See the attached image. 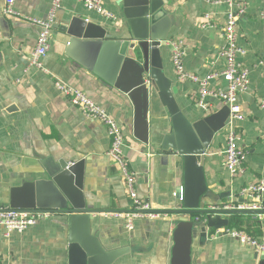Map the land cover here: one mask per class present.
<instances>
[{"label":"crops","instance_id":"0c3cea01","mask_svg":"<svg viewBox=\"0 0 264 264\" xmlns=\"http://www.w3.org/2000/svg\"><path fill=\"white\" fill-rule=\"evenodd\" d=\"M101 1L104 9L118 18L116 23L75 0H62L56 13L51 48L43 59V66L50 73L47 75L29 65L39 29L22 17L45 18L51 0H14V9L22 17L4 15L7 0H0V209H8L13 187L24 179H35L33 173L43 159L51 157L69 165L83 162V192L89 209L96 211L93 234L100 237L109 251L121 248L130 251L116 264H171L175 218L164 215L162 219L141 220L136 222L133 231H128L122 221L106 217L130 212L132 208L120 167L107 156L110 137L104 125L84 117L55 84L59 80L81 90L115 119L125 135L123 151L136 173L140 198L156 211L170 209L175 203L174 194L183 184L181 168L172 169L162 163L160 156L135 136V110L126 95L67 55L66 28L73 17L82 16L107 28L125 27L123 0ZM164 1L170 21L168 39L162 49L164 71L173 81V93L183 112L190 118L200 117L205 111L198 104V86L178 80L171 45L182 44L187 72L200 78L222 72L224 61L220 51L229 7L216 4V0ZM244 3L245 11L238 15L236 26L237 43L245 52L238 59L249 74L248 88L238 98L243 119L236 123L246 155L243 172L232 177L226 167L225 130L216 136L206 153L205 163L210 188L218 194L230 191L245 201L237 207L255 202L243 191L264 183V109L261 107L264 102V0H244ZM210 87L225 90L226 84L216 78ZM206 102L212 107L209 114L224 107L218 100ZM150 121L154 127L170 129L168 113L159 103L153 106ZM261 200L264 205V193ZM237 218L240 230L264 241V216L237 215ZM64 220L61 216H51L23 233L8 234L0 226V264H69V234ZM211 235L208 245L202 249L196 234L192 264L254 263L256 252L251 247L225 234L217 238Z\"/></svg>","mask_w":264,"mask_h":264},{"label":"water","instance_id":"95a60500","mask_svg":"<svg viewBox=\"0 0 264 264\" xmlns=\"http://www.w3.org/2000/svg\"><path fill=\"white\" fill-rule=\"evenodd\" d=\"M165 4L164 0H123L125 27L107 28L82 16L73 17L66 28L67 55L126 95L135 110V136L162 163L181 168L183 184L175 203L156 212L176 220L171 264H192L196 234L204 249L210 230L229 226L230 220L224 217L264 216V211L239 209L237 205L245 201L230 191L218 194L209 186L206 153L229 125L230 108L224 106L211 114L204 110L202 116L193 118L183 112L173 93V81L164 71L162 49L170 31ZM158 103L168 113L169 131L151 125L150 114ZM33 175L35 179H24L11 189L8 209L63 217L69 234V264H116L129 254L128 248L107 250L93 234L96 211L89 209L83 192V162L69 165L48 157ZM253 262L264 264V254L256 252Z\"/></svg>","mask_w":264,"mask_h":264},{"label":"built area","instance_id":"2783aa9c","mask_svg":"<svg viewBox=\"0 0 264 264\" xmlns=\"http://www.w3.org/2000/svg\"><path fill=\"white\" fill-rule=\"evenodd\" d=\"M85 6L86 9L96 12L112 23H116L118 18L104 9L101 0H75ZM62 0H51V7L45 18L22 17L14 9V0H7L3 14L12 17H22L24 20L39 29L37 45L35 51L29 58V65L37 68L45 74H50L43 66V59L47 56L51 48L52 32L54 28L56 13L61 7ZM216 4H225L229 7L227 22L223 28V47L220 51V57L224 61L222 72L214 73L206 78H200L185 70L183 64V48L181 43H173L172 62L178 80L180 82L189 81L198 86L199 97L198 104L204 110L209 111L206 100L214 99L220 101L224 106L230 108V123L226 127V167L232 177L243 172L245 161V152L241 147L242 136L238 131L236 123L243 119L242 108L238 103L239 95L248 88V71L242 67L239 62V55L244 54L237 43L236 26L238 15L244 13V0H216ZM209 17H206L208 19ZM207 24L204 26L206 27ZM221 78L226 84V89H212L211 81ZM56 87L61 94L69 99L72 106L79 110L84 117L95 120L105 126L111 145L107 156L116 162L121 171V176L125 182L128 197L131 201V211L126 213H114L106 217L122 221L128 231H133L135 224L141 220H157L164 217L163 214L157 213L152 205L140 198L136 187V173L131 169L129 161L124 155L123 147L125 145V135L123 129L114 118L101 106L91 100L81 90L56 80ZM264 109V102L261 104ZM212 108V107H211ZM181 188V187H180ZM179 188V189H180ZM244 194L250 195L255 200L248 206L238 207L239 209H248L264 211L262 204V194L264 193V183L253 185L243 191ZM176 193L174 194V197ZM53 216L50 212L28 213L9 209H0V226L4 227L8 234L17 232L23 233L29 228L36 226L44 220ZM221 234L228 235L237 240L241 245L251 247L255 252L264 254V241L247 234L242 230L225 229L215 231L211 237L217 238Z\"/></svg>","mask_w":264,"mask_h":264},{"label":"trees","instance_id":"16d2710c","mask_svg":"<svg viewBox=\"0 0 264 264\" xmlns=\"http://www.w3.org/2000/svg\"><path fill=\"white\" fill-rule=\"evenodd\" d=\"M237 219V220H236ZM238 218H237V215L236 216H233L231 219H230V224H229V228L228 229H236V230H240L238 228V225L236 224V222H238Z\"/></svg>","mask_w":264,"mask_h":264}]
</instances>
